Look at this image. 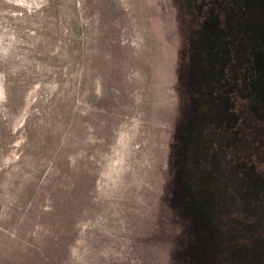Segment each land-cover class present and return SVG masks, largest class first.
I'll use <instances>...</instances> for the list:
<instances>
[{"label": "rangeland", "instance_id": "1", "mask_svg": "<svg viewBox=\"0 0 264 264\" xmlns=\"http://www.w3.org/2000/svg\"><path fill=\"white\" fill-rule=\"evenodd\" d=\"M0 264H264V0H0Z\"/></svg>", "mask_w": 264, "mask_h": 264}]
</instances>
